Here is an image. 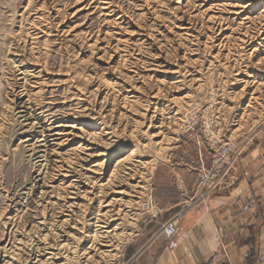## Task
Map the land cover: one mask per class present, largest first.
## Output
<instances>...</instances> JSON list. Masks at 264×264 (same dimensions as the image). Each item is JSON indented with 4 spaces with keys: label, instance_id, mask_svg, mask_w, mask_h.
<instances>
[{
    "label": "rangeland",
    "instance_id": "rangeland-1",
    "mask_svg": "<svg viewBox=\"0 0 264 264\" xmlns=\"http://www.w3.org/2000/svg\"><path fill=\"white\" fill-rule=\"evenodd\" d=\"M263 138L264 0H0V264H124L157 170L210 196ZM103 194L111 232L79 242Z\"/></svg>",
    "mask_w": 264,
    "mask_h": 264
},
{
    "label": "crops",
    "instance_id": "crops-1",
    "mask_svg": "<svg viewBox=\"0 0 264 264\" xmlns=\"http://www.w3.org/2000/svg\"><path fill=\"white\" fill-rule=\"evenodd\" d=\"M196 185V172L183 165H165L155 172L157 214L141 226L124 264L264 261V138L262 147L241 161L230 188L189 204ZM171 219L175 232L168 237L162 226Z\"/></svg>",
    "mask_w": 264,
    "mask_h": 264
},
{
    "label": "bare ground",
    "instance_id": "bare-ground-1",
    "mask_svg": "<svg viewBox=\"0 0 264 264\" xmlns=\"http://www.w3.org/2000/svg\"><path fill=\"white\" fill-rule=\"evenodd\" d=\"M107 2V1H106ZM221 28V27H220ZM245 36V35H244ZM247 40V39H246ZM23 73V72H22ZM23 75H24V73H23ZM21 112V111H20ZM21 116V115H20ZM24 116H25V114H24ZM37 116V115H36ZM53 118H54V116H52ZM52 117H48V116H44L43 114H41V116H40V119L41 118H43L44 119V122H49L51 119H52ZM39 119V118H38ZM37 123V122H36ZM38 123H39V121H38ZM51 123H53V122H51ZM56 127H58V126H56ZM43 129V128H42ZM51 130H53V129H48L47 131H49V133L47 134V135H45V134H43L44 133V131H42L41 132V138H40V140L38 141L40 144L37 146V147H44V148H46L47 146H48V137H53V139L55 140V139H57V138H54L55 137V135H63V131L62 130H57V132H53V134H50V131ZM46 131V132H47ZM65 133V132H64ZM63 137V136H62ZM93 142V141H92ZM85 144V145H84ZM35 145V144H34ZM82 145H84L85 147H88L89 145H90V142H89V138L87 139L86 138V140H85V142L83 143V144H81V145H79V147H81ZM36 147V148H37ZM35 148V147H34ZM33 151H35V149L33 150ZM41 152V151H40ZM44 153H45V150L43 151ZM38 152L36 151V153L35 154H37ZM43 153V154H44ZM132 154H135L134 153V151H131V153L129 154V155H127L128 157L129 156H131ZM45 155H39L38 157H44ZM127 156H126V158H127ZM126 158H124V159H126ZM124 159H119V160H121V161H124ZM65 166L66 167H68V165L67 164H62L61 166H59V170H58V172H59V174H58V178L59 177H62V180L64 179H66V178H68V176H70L69 175V172H71V170L70 169H67V168H65ZM136 167V166H135ZM129 168V167H128ZM135 170H136V168H135ZM130 171H132V170H130ZM130 171H129V173H130ZM71 174V173H70ZM63 180V181H64ZM60 181V180H59ZM66 181V180H65ZM116 181V180H115ZM62 182V181H61ZM112 182V181H111ZM110 182V183H111ZM63 183V182H62ZM100 185V184H99ZM101 186V185H100ZM75 193V192H74ZM118 193H121V192H118ZM87 194V193H86ZM101 198V200H100V205L102 206V207H106V208H109V209H107V211L105 212V213H97L96 214V216L94 217L95 218V221L93 222V223H88L87 222V220H91V218L90 219H86V221H83L81 224H82V226L80 227V228H76V230L78 231V232H81V233H85V235L83 236V237H80V240H79V242L82 240V241H85V239L86 238H88V239H90V240H92V242H97V241H100V239L101 238H103L104 237V235H103V232H105V233H109V232H111V231H109V230H107V228H109L110 227V225H111V223L110 222H112L114 219H111V218H113L114 217V215L113 214H111V212H113V205L115 204V199L114 200H110V201H106L105 200V195L103 194V195H99ZM94 197V196H93ZM73 198V197H72ZM114 198V197H113ZM88 199H89V197H88ZM40 205V204H39ZM38 205V206H39ZM122 205V204H121ZM48 208V207H47ZM64 210V209H63ZM119 211V210H118ZM118 211L115 213V215H118ZM41 212V211H40ZM38 213V215H40L41 217L40 218H42L43 217V215L41 214V213ZM61 212H62V210H61ZM64 212V211H63ZM115 218V217H114ZM69 219V218H68ZM81 219V218H80ZM39 222V221H38ZM55 222V221H54ZM67 222V221H66ZM65 222V223H66ZM39 224H42V225H44V227H46L47 225H50V229H52L53 230V228L55 229V226L54 225H52V224H49V223H47L46 222V220L44 221V222H40ZM38 224V225H39ZM64 224V223H63ZM77 224V223H76ZM46 225V226H45ZM68 225V223L66 224V226ZM88 227V228H87ZM89 227L90 228H94L93 230V233L91 234L90 232H89ZM43 228V227H42ZM48 228V227H47ZM59 228H61V227H59ZM65 228V227H64ZM49 229V228H48ZM57 229H58V226H57ZM62 229V228H61ZM60 230V229H59ZM66 230V229H65ZM107 230V231H106ZM64 231V230H63ZM75 231V230H74ZM84 231V232H83ZM26 233V232H25ZM50 233V232H49ZM57 233V232H56ZM63 233V232H62ZM50 237V236H49ZM48 237V238H49ZM59 237H60V235H59ZM57 238V237H56ZM40 239V238H39ZM105 239V238H104ZM31 240V239H30ZM87 240V239H86ZM107 240V239H106ZM58 241V240H57ZM66 241V240H65ZM103 241V240H102ZM43 242V241H42ZM45 245V244H44ZM67 245V244H66ZM57 246V245H56ZM77 246H78V244H76V245H74L73 246V248L74 249H76L77 248ZM92 246V245H91ZM45 247V246H44ZM30 248V247H29ZM62 248V247H61ZM48 249V248H47ZM49 251V250H48ZM63 251V250H62ZM51 252V251H50ZM49 252V253H50ZM65 252V251H64ZM58 253H59V250H58ZM56 254V252L54 253V255ZM3 255H4V253H3ZM53 256V255H52ZM48 258V257H47ZM52 258V257H51ZM4 260V259H3Z\"/></svg>",
    "mask_w": 264,
    "mask_h": 264
},
{
    "label": "built area",
    "instance_id": "built-area-1",
    "mask_svg": "<svg viewBox=\"0 0 264 264\" xmlns=\"http://www.w3.org/2000/svg\"><path fill=\"white\" fill-rule=\"evenodd\" d=\"M209 172H203L201 174V184L199 185V191L194 194L190 199H189V204H194L197 201H201L204 200L210 193L213 192V190H215L216 186L219 187V185L213 184V183H209L207 180L212 177H214V175H210L208 174ZM187 206V205H186ZM190 206V205H188ZM181 216V211L177 213L176 218H179ZM162 232L170 237L173 235V233L175 232V224H174V220H169L167 221L163 226H162Z\"/></svg>",
    "mask_w": 264,
    "mask_h": 264
},
{
    "label": "water",
    "instance_id": "water-1",
    "mask_svg": "<svg viewBox=\"0 0 264 264\" xmlns=\"http://www.w3.org/2000/svg\"><path fill=\"white\" fill-rule=\"evenodd\" d=\"M261 264H264V261Z\"/></svg>",
    "mask_w": 264,
    "mask_h": 264
}]
</instances>
